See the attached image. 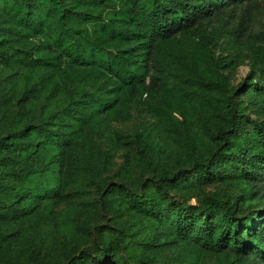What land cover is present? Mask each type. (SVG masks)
I'll return each mask as SVG.
<instances>
[{
    "label": "rangeland",
    "instance_id": "1",
    "mask_svg": "<svg viewBox=\"0 0 264 264\" xmlns=\"http://www.w3.org/2000/svg\"><path fill=\"white\" fill-rule=\"evenodd\" d=\"M256 1L260 9L251 14L239 41L227 34L235 22H208L213 33L208 52L192 38L188 63L177 69L165 63L160 83L150 92L129 95L99 66L57 65L39 43L32 50L36 60H43L37 65L0 62V140L18 144L15 151L0 150V184L44 167L40 154H30L31 139L21 135L25 129L37 126L58 135L76 120L72 142L59 150L58 193L37 199L26 213L19 211L22 200L15 209H0V264H76L88 255L95 264H230L189 234L177 233L165 217L147 214L128 200L112 206L102 194L122 185L139 196L147 182L165 176L188 182L195 161L216 150L213 137L224 128L218 106H204L196 97L179 101L175 89L198 92L214 62L226 80V94L244 116L264 120V101L245 95L251 79L264 70V0ZM98 98L109 105L87 118L79 105ZM65 110L71 117H61ZM164 189L179 205H198L214 196L236 203L242 217L257 210L264 214V200L248 196L234 181ZM105 238L110 246L103 244Z\"/></svg>",
    "mask_w": 264,
    "mask_h": 264
},
{
    "label": "trees",
    "instance_id": "2",
    "mask_svg": "<svg viewBox=\"0 0 264 264\" xmlns=\"http://www.w3.org/2000/svg\"><path fill=\"white\" fill-rule=\"evenodd\" d=\"M258 9L256 0H0V62L37 65L43 60H36L32 50L39 43L48 56L54 55L57 65L102 67L133 96L157 88L165 63L174 69L188 63L192 38L201 42L207 53L213 34L206 28L208 22L221 18L235 22L227 34L239 41L251 14ZM212 67L198 92L175 89L179 101L196 97L204 106H218L224 128L217 129L213 137L216 150L195 161L188 182L181 177L177 183L168 176L150 180L139 196L115 185L102 198L116 207L128 200L147 214L165 217L177 233L189 234L196 244L230 259V264H264V214L260 210L242 217L236 203L214 196L203 198L198 205H179L170 201L164 189L169 185L180 189L190 183L198 188L206 181L226 180L241 185L248 196L264 200V120L253 122L244 116L226 94L227 83L217 70V62ZM263 83L264 70L259 79H251L245 95L264 101ZM108 105L106 99L98 98L80 104L78 109L90 118ZM61 117L71 114L65 110ZM75 122L63 126L58 135L37 126L21 133H27L30 154H40L44 167L23 176L16 174L0 184V209H15L22 200L19 211L26 213L33 210L37 199H50L58 193L59 150L72 142ZM0 142V150L15 151L18 145ZM103 244L112 243L105 238ZM76 264L95 263L88 255Z\"/></svg>",
    "mask_w": 264,
    "mask_h": 264
}]
</instances>
